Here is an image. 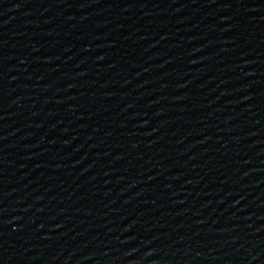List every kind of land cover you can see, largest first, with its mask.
<instances>
[{"label":"water","instance_id":"1","mask_svg":"<svg viewBox=\"0 0 264 264\" xmlns=\"http://www.w3.org/2000/svg\"><path fill=\"white\" fill-rule=\"evenodd\" d=\"M120 264H264V0H14Z\"/></svg>","mask_w":264,"mask_h":264}]
</instances>
